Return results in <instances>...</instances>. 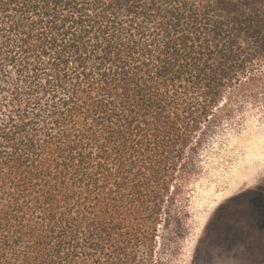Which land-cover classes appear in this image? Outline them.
I'll return each mask as SVG.
<instances>
[{
	"label": "trees",
	"instance_id": "obj_1",
	"mask_svg": "<svg viewBox=\"0 0 264 264\" xmlns=\"http://www.w3.org/2000/svg\"><path fill=\"white\" fill-rule=\"evenodd\" d=\"M262 93L264 0H0V264H166Z\"/></svg>",
	"mask_w": 264,
	"mask_h": 264
},
{
	"label": "rangeland",
	"instance_id": "obj_2",
	"mask_svg": "<svg viewBox=\"0 0 264 264\" xmlns=\"http://www.w3.org/2000/svg\"><path fill=\"white\" fill-rule=\"evenodd\" d=\"M243 97L200 152L166 264H264V94Z\"/></svg>",
	"mask_w": 264,
	"mask_h": 264
},
{
	"label": "bare ground",
	"instance_id": "obj_3",
	"mask_svg": "<svg viewBox=\"0 0 264 264\" xmlns=\"http://www.w3.org/2000/svg\"><path fill=\"white\" fill-rule=\"evenodd\" d=\"M244 185H247V184H244ZM235 187H236V186H235ZM235 187H234V189H236V188H237V187H236V188H235ZM233 191L235 192L236 190H231L230 192L234 193Z\"/></svg>",
	"mask_w": 264,
	"mask_h": 264
}]
</instances>
